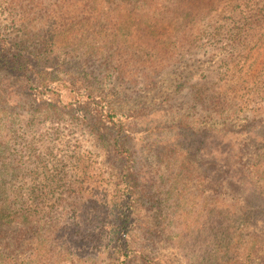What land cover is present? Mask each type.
Masks as SVG:
<instances>
[{"label":"rangeland","instance_id":"1","mask_svg":"<svg viewBox=\"0 0 264 264\" xmlns=\"http://www.w3.org/2000/svg\"><path fill=\"white\" fill-rule=\"evenodd\" d=\"M258 1L239 39L247 0H0V264H204L221 221L226 256L259 242L264 264V201L263 232L229 222L264 187L260 144L212 165L264 134ZM39 34L53 52L28 95L12 55Z\"/></svg>","mask_w":264,"mask_h":264},{"label":"trees","instance_id":"2","mask_svg":"<svg viewBox=\"0 0 264 264\" xmlns=\"http://www.w3.org/2000/svg\"><path fill=\"white\" fill-rule=\"evenodd\" d=\"M251 2H253V0H247L248 4H245L244 6L246 8H243L240 12H232V18L231 21L229 23V26L231 25V29L234 28L233 33L235 35L239 36V39H243L246 36V32L250 29H252V23L254 22V18L253 16L256 13H253L254 10L251 6ZM258 2H261L258 1ZM257 2V5H259V3ZM235 14V15H234ZM32 39H34V37H32ZM39 39H42L41 34H39L38 39L36 41V43L34 44V48L31 49V51H28V46H22L19 47L18 52H15L12 57L15 59H19V69L23 70V74H15L16 77H19L20 82L25 86V91L28 95H30V92H27V88L26 86L29 84H35L36 83V77L38 74V72L42 71L43 69L47 68V66L49 65V60H50V55L53 52V49H51L49 47L48 44L45 43L44 39H42L44 41V43L42 41H40ZM4 51V50H3ZM0 51V58L3 57H8L9 53H13V52H8L6 53L5 51ZM18 61V60H17ZM42 75V74H41ZM236 133V132H234ZM262 135V140L261 141H257V137H255V134H253L252 136H250V138L247 139V141H245L243 143V147H242V151L240 153H236V147L233 148L234 144H231L230 146H228L229 149H232L231 153H229L226 157L224 156H217V160L214 159L212 162L213 167L215 166V171L216 173H218V175L220 174L223 175V173L225 172V170L229 167H233L234 165H239L240 161L243 155V148L244 145L246 147L250 146L251 143L253 142H258L260 144V150L261 153H259L258 155H263L264 156V134H260ZM239 158L238 161H236L235 159ZM254 160V159H253ZM190 160H188L189 162ZM259 159L255 158L254 161H249L246 162V165L248 167L251 168H256L258 165ZM218 166V167H217ZM245 166V164H244ZM245 166V167H247ZM128 167L129 166H123L122 169L125 170L126 174L128 173ZM218 169V170H217ZM236 169H240L238 167H236ZM132 174V172H131ZM242 174V175H241ZM241 174L239 176H236V180L238 181V183L235 186L238 185H243L244 187H247L248 185V181L244 179V176L246 175L244 172H241ZM131 179H132V175H131ZM214 179V178H213ZM212 179V180H213ZM215 179L216 175H215ZM214 179V180H215ZM177 180V179H175ZM125 181V180H124ZM133 181V180H132ZM127 182H130L129 180H127ZM216 182V180H215ZM232 191L234 192V190L232 189ZM247 193H249L247 196L241 194L242 199H244V203L246 205L243 207H240L238 209V213H241V216L244 218V220H240V219H232L229 222L230 223H234L235 221H239L240 223H245L246 227L252 229L254 232L260 231L263 232L262 230H260L259 226L256 225V222L251 221L254 220L255 221V215L259 214L258 213V209L261 208V206L259 204H255V200H252V197H254L255 199H257L258 201L263 202L264 201V187L259 186L258 183L256 181L250 183V186L245 190ZM41 193H43V191H41ZM218 199H220L219 197H216L214 199L215 202L211 201L212 206H216V208L220 207L219 205H222L221 208L222 209H226V207L230 206H226V203L223 202L222 200L219 201ZM220 203V204H218ZM213 206V207H214ZM235 207V206H234ZM214 210H216L214 208ZM229 210V209H228ZM245 212V213H244ZM224 221L220 222V225L216 226L214 229L215 231H221V233L216 232L215 237L212 240H215V244L214 247L212 248L211 251L215 250V248L218 249V253H216V257L213 255V252L210 255V261H205L204 264H251V258L254 254H257V252L259 250H262L263 247H259L260 243L259 242H251L250 244H241V246L243 247V254L239 257L233 255V256H226L229 255L230 250L232 249V245L234 244V238L233 236H231L229 234V232H227L225 235V228L228 231V228L223 224ZM203 225H201L200 230H208V227H205L204 229ZM233 229V227H232ZM232 231V230H229ZM222 255V256H219ZM225 255V256H224ZM202 262V261H201ZM209 262V263H208Z\"/></svg>","mask_w":264,"mask_h":264}]
</instances>
